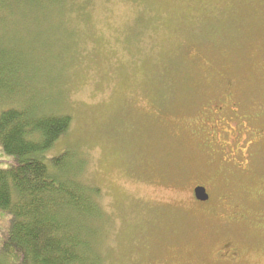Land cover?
<instances>
[{"label": "rangeland", "instance_id": "1", "mask_svg": "<svg viewBox=\"0 0 264 264\" xmlns=\"http://www.w3.org/2000/svg\"><path fill=\"white\" fill-rule=\"evenodd\" d=\"M0 55L23 71L0 110L72 118L48 154L76 151L99 189L103 264H229L228 242L236 264H264V141L211 144L205 112L231 88L264 131V0H0ZM10 223L0 211V264H17Z\"/></svg>", "mask_w": 264, "mask_h": 264}, {"label": "trees", "instance_id": "2", "mask_svg": "<svg viewBox=\"0 0 264 264\" xmlns=\"http://www.w3.org/2000/svg\"><path fill=\"white\" fill-rule=\"evenodd\" d=\"M20 72L0 55V105L14 98ZM27 102L0 110V151L11 159L10 165L0 164V211L11 218L2 250L17 264H103L92 225L104 221L99 189L80 180L85 162L76 151L48 154L72 118L40 113Z\"/></svg>", "mask_w": 264, "mask_h": 264}, {"label": "flooded vegetation", "instance_id": "3", "mask_svg": "<svg viewBox=\"0 0 264 264\" xmlns=\"http://www.w3.org/2000/svg\"><path fill=\"white\" fill-rule=\"evenodd\" d=\"M208 121L206 126L210 131L209 141L211 144L225 147L229 145L234 148L236 154H240L242 151H247V147L243 148L242 143H237L240 140L241 133L244 137H252L255 141H261L264 139V131L255 132L251 124V115L242 117V107L238 101H233V93L231 88H227L223 91V94L218 99L212 101L205 109ZM252 142V141H251ZM250 142V143H251ZM250 143L248 145H250ZM247 145V146H248ZM226 149H229L227 146ZM242 161L238 163L239 169H243L247 164V155L242 153ZM233 157V155H231ZM237 157V156H236ZM204 186L209 194V200H211V193L204 184H197L196 186ZM207 201V202H208ZM205 203V202H204ZM221 261H226L229 264H235L241 259V252L235 246L234 243H226L222 250L217 254Z\"/></svg>", "mask_w": 264, "mask_h": 264}, {"label": "water", "instance_id": "4", "mask_svg": "<svg viewBox=\"0 0 264 264\" xmlns=\"http://www.w3.org/2000/svg\"><path fill=\"white\" fill-rule=\"evenodd\" d=\"M194 194L197 200L205 202L209 199V194L204 186L198 185L194 188Z\"/></svg>", "mask_w": 264, "mask_h": 264}]
</instances>
